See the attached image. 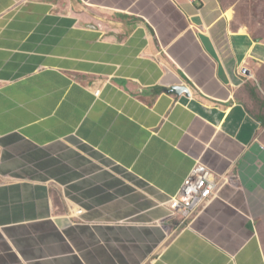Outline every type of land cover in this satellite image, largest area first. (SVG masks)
I'll list each match as a JSON object with an SVG mask.
<instances>
[{"label":"crops","instance_id":"obj_1","mask_svg":"<svg viewBox=\"0 0 264 264\" xmlns=\"http://www.w3.org/2000/svg\"><path fill=\"white\" fill-rule=\"evenodd\" d=\"M238 4L0 0V264H264V41ZM197 164L223 184L187 225Z\"/></svg>","mask_w":264,"mask_h":264},{"label":"built area","instance_id":"obj_2","mask_svg":"<svg viewBox=\"0 0 264 264\" xmlns=\"http://www.w3.org/2000/svg\"><path fill=\"white\" fill-rule=\"evenodd\" d=\"M188 1L194 4L201 0ZM220 184H223V178L216 177L205 165L197 164L179 193L169 202V208L172 212H177L182 222L186 223L217 198Z\"/></svg>","mask_w":264,"mask_h":264},{"label":"rangeland","instance_id":"obj_3","mask_svg":"<svg viewBox=\"0 0 264 264\" xmlns=\"http://www.w3.org/2000/svg\"><path fill=\"white\" fill-rule=\"evenodd\" d=\"M229 2L230 4L239 2L237 5L239 16L246 25L257 29L255 36L264 41V0H229ZM257 80L264 90V70L258 75Z\"/></svg>","mask_w":264,"mask_h":264},{"label":"water","instance_id":"obj_4","mask_svg":"<svg viewBox=\"0 0 264 264\" xmlns=\"http://www.w3.org/2000/svg\"><path fill=\"white\" fill-rule=\"evenodd\" d=\"M176 90L177 93H186L187 95H189L188 90L186 89V87H181L180 86H176V88H174Z\"/></svg>","mask_w":264,"mask_h":264}]
</instances>
